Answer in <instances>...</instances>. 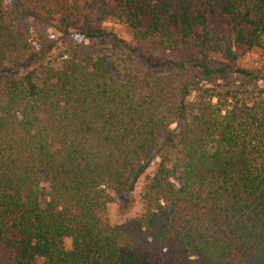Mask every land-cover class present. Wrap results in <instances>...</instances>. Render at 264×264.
Segmentation results:
<instances>
[{
  "label": "trees",
  "instance_id": "trees-1",
  "mask_svg": "<svg viewBox=\"0 0 264 264\" xmlns=\"http://www.w3.org/2000/svg\"><path fill=\"white\" fill-rule=\"evenodd\" d=\"M116 8L135 45L182 60L169 63L176 72L150 60L119 69L66 38L58 67L32 69L16 56L18 24L49 20L0 0V264H264V72L234 66L238 55L208 26L226 19L235 48L264 61V0ZM135 204L132 217L102 222L110 205Z\"/></svg>",
  "mask_w": 264,
  "mask_h": 264
},
{
  "label": "rangeland",
  "instance_id": "rangeland-1",
  "mask_svg": "<svg viewBox=\"0 0 264 264\" xmlns=\"http://www.w3.org/2000/svg\"><path fill=\"white\" fill-rule=\"evenodd\" d=\"M26 9L39 13L49 20L44 22L37 20L35 16H29L21 20L17 27V57L23 56L29 61L30 68L43 67L51 65L58 67L60 63V54L65 51L64 39H68L71 44H81L88 50L96 51L101 55H106L110 61H115L117 67L121 68L120 60L125 59L127 64L135 65L141 69H151L147 60L154 63L159 61L165 63L161 67L162 74L173 73L177 70L169 63H181L182 60L176 54L162 51L155 43L146 42L141 46L135 45L132 41L130 31L117 18L116 0H21ZM5 14L12 12L10 2L4 5ZM62 25L67 35L58 32L54 26ZM209 29L222 37L223 49H231L238 55L236 67L248 68L264 72V61L259 50L247 52L239 51L235 48L233 42V33L226 19L215 17L209 21ZM85 33L101 34L106 37L104 42L88 41L84 38ZM115 39L125 42L134 52L127 48L116 49L113 46ZM53 42V50L48 51L45 41ZM109 41V42H108ZM15 52V50L13 51ZM214 61L221 60L218 55H213ZM157 73H153V76ZM264 90V83H259ZM167 126L170 131H179L181 125L173 117H167ZM169 150V155L175 159L180 155L177 150ZM166 150V151H167ZM164 151V150H163ZM159 159L153 162V165L147 171L152 174ZM141 184L137 185L136 196L140 191ZM135 196V197H136ZM137 198V197H136ZM134 206V205H133ZM140 211V206L135 204L129 210H122L121 206L110 205L108 210L101 215L102 222H108L111 225L117 224L120 220L128 219Z\"/></svg>",
  "mask_w": 264,
  "mask_h": 264
}]
</instances>
